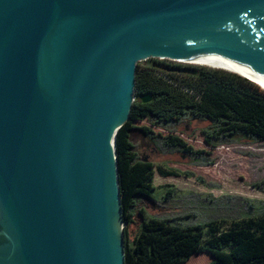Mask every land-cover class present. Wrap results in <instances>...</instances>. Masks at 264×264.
<instances>
[{"label":"water","instance_id":"95a60500","mask_svg":"<svg viewBox=\"0 0 264 264\" xmlns=\"http://www.w3.org/2000/svg\"><path fill=\"white\" fill-rule=\"evenodd\" d=\"M172 58L264 77V0H0V264H124L115 136Z\"/></svg>","mask_w":264,"mask_h":264},{"label":"trees","instance_id":"16d2710c","mask_svg":"<svg viewBox=\"0 0 264 264\" xmlns=\"http://www.w3.org/2000/svg\"><path fill=\"white\" fill-rule=\"evenodd\" d=\"M136 66L134 101L128 121L115 136V154L123 222L124 264H186L193 255L208 253L209 264H264V213L242 216L224 225L223 220L203 224H184L176 218H159L139 208L142 200L156 202L159 188L152 183L154 170L161 177H179L181 172L139 158L133 136L140 133L153 146L179 152L196 160L197 166L213 163L170 130L184 121H203L201 130L206 146L230 145L238 138L264 143V90L249 80L220 69L199 68L196 75L169 73L166 65ZM180 75L183 80L176 81ZM140 96L150 97L143 102ZM146 122L138 127L136 123ZM151 128L167 131L154 134ZM192 177L191 173H183ZM199 180V179H198ZM264 192V181L254 185ZM167 188L164 202L175 198L177 191ZM160 188V189H161ZM249 207V199L226 196ZM262 203V201H258ZM139 218L137 232L129 227L134 215Z\"/></svg>","mask_w":264,"mask_h":264},{"label":"rangeland","instance_id":"374dc122","mask_svg":"<svg viewBox=\"0 0 264 264\" xmlns=\"http://www.w3.org/2000/svg\"><path fill=\"white\" fill-rule=\"evenodd\" d=\"M155 62L159 65L186 66L169 60L154 59L141 61L137 65H155ZM174 78L176 81L183 80L180 75ZM136 125L144 127L147 123L140 122ZM207 125L208 123L203 121H184L177 126L169 125L168 128L194 150L203 151L204 157L213 160L208 166H197L196 160L189 159L185 154L155 148L152 142L140 133L133 136V144L141 160L151 161L155 165L172 168L182 173L179 177H161L155 169L152 183L159 188L156 202L142 200L138 209L142 208L148 215L154 217L176 218L178 222L184 224H203L223 220L224 225H229L242 216H257L264 213V192L254 187L255 184L264 181V143L238 138L230 145L210 148L205 145L201 135V130ZM151 129L154 134H168L167 131L159 128ZM183 173H191L193 176L188 177ZM166 185L173 187L177 194L175 198L164 202L162 196L167 188L161 187ZM226 196L253 201L251 209L236 201L223 199ZM138 226L139 218L135 212L134 224L128 229L131 236L137 232ZM211 260L208 253H201L193 255L186 264H209Z\"/></svg>","mask_w":264,"mask_h":264},{"label":"bare ground","instance_id":"6f19581e","mask_svg":"<svg viewBox=\"0 0 264 264\" xmlns=\"http://www.w3.org/2000/svg\"><path fill=\"white\" fill-rule=\"evenodd\" d=\"M169 61L181 63L185 65H192L197 67H204V68H211V69H221L224 71H229L231 73H236L242 77H245L249 81H252L254 84H257L262 90H264V77L256 74L253 71H250L247 68L234 66V65H219V64H212V63H199L194 61L183 60L179 58H172Z\"/></svg>","mask_w":264,"mask_h":264},{"label":"flooded vegetation","instance_id":"af4514ba","mask_svg":"<svg viewBox=\"0 0 264 264\" xmlns=\"http://www.w3.org/2000/svg\"><path fill=\"white\" fill-rule=\"evenodd\" d=\"M178 67H183L181 65H166V67H164V69L168 68V69H173V68H178ZM169 73H176V72H172V71H167Z\"/></svg>","mask_w":264,"mask_h":264}]
</instances>
